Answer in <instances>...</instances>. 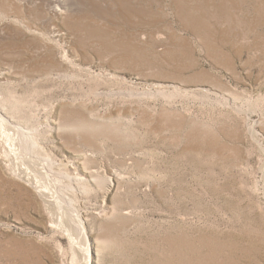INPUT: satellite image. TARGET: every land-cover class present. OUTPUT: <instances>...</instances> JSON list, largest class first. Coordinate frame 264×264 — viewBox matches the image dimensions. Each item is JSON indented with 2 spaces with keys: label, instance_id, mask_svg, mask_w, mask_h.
<instances>
[{
  "label": "rangeland",
  "instance_id": "obj_1",
  "mask_svg": "<svg viewBox=\"0 0 264 264\" xmlns=\"http://www.w3.org/2000/svg\"><path fill=\"white\" fill-rule=\"evenodd\" d=\"M0 108V264H264V0H0Z\"/></svg>",
  "mask_w": 264,
  "mask_h": 264
},
{
  "label": "bare ground",
  "instance_id": "obj_2",
  "mask_svg": "<svg viewBox=\"0 0 264 264\" xmlns=\"http://www.w3.org/2000/svg\"><path fill=\"white\" fill-rule=\"evenodd\" d=\"M59 10V9H58ZM54 17V16H53ZM22 128V127H21ZM0 129H1V131L4 133H7V129H14V131H16V132H18L19 133V131H20V128L19 127H17V125H14V124H12V118L10 119L9 118V116H7V114H6V112H5V110H2L1 108H0ZM9 132H10V130H9ZM4 133V134H5ZM9 135H10V133H8ZM24 134V133H23ZM22 134V135H23ZM7 135V134H6ZM8 135V136H9ZM5 136V135H4ZM9 139L11 138V137H8ZM14 141V140H13ZM21 141V140H20ZM23 143H25L24 141H22ZM21 142V143H22ZM13 143H10V145H12ZM30 143L28 142V144H26V148H28V146L27 145H29ZM22 145V144H21ZM30 146V145H29ZM24 148V147H23ZM30 148V147H29ZM19 149V148H18ZM13 151V150H12ZM19 151V150H18ZM24 153H26V155H30V153L28 152V151H26V149H24ZM33 156V155H32ZM39 156V155H38ZM41 157V156H40ZM40 157H37V155L35 156V157H33L34 158V161L35 162H37V163H40V160H41V158ZM45 160V159H44ZM43 161V160H42ZM34 162V163H35ZM32 164H33V162H32ZM46 164V163H45ZM44 164V165H45ZM39 165V164H38ZM47 165V164H46ZM17 166V165H16ZM35 167L37 168V166L35 165ZM34 167V168H35ZM29 168V167H28ZM28 168H24L23 170H19L18 172L16 171V173H17V175L19 176V178L21 179V181H24V182H26L28 185H30L32 188H33V190H36L42 197H43V199H46V201H49L50 203H52L53 204V206L55 205L56 207H57V211H58V209L61 211L60 213H62V211L64 212V214H62V215H65V219H66V216L68 217H70L71 216V213H69V212H71V209H72V207L70 206V204L68 205V204H66L65 202L67 201H65L64 200V198L60 195V192L62 191H58V190H56L55 188H57L56 187V185L55 184H53V179L51 178V175L49 174V173H47V172H43L44 170V167H43V169H42V165H41V170H43V171H41V170H38L39 172H40V174H38V172L36 173V171H34V173L32 172V171H30V170H28ZM35 168V169H36ZM46 168V167H45ZM30 169V168H29ZM34 169V170H35ZM14 171V172H15ZM42 173V174H41ZM40 175H43V177H42V179H44V180H42V179H40ZM81 175V174H80ZM83 175V177H84V175H85V173H83L82 174ZM81 175V176H82ZM13 176H15V175H13ZM45 176V177H44ZM18 178V179H19ZM55 180V179H54ZM58 181V180H57ZM55 185V186H54ZM62 186V185H61ZM59 188H61V187H59ZM59 188H57V189H59ZM59 192V194H58V192ZM36 193V192H35ZM38 194V195H39ZM61 194H62V192H61ZM65 196V195H64ZM63 200H64V202H63ZM51 205V204H50ZM54 210V209H53ZM56 210V209H55ZM74 210V209H73ZM56 212V211H55ZM79 214V213H78ZM53 215V214H52ZM57 215H60V214H57ZM62 215H61V219H62ZM73 215V214H72ZM74 217H75V214H74ZM74 217H72V219H75V220H77L78 221V223L80 224V227L78 228V232H80L79 234H81L82 235V238H84L83 239V243L85 244L84 246H83V248H82V253H83V255H84V257H85V260H86V264H94V261H93V258H94V245H93V241L91 240V238H90V235L87 233V230L85 231V229H84V227H83V225H81L82 223H81V221H79L77 218H74ZM69 219V218H68ZM67 219V220H68ZM60 220V219H59ZM63 221V220H62ZM61 221V222H62ZM69 221V220H68ZM73 221V220H72ZM83 221V220H82ZM60 222V223H61ZM71 222V221H70ZM63 224V223H62ZM69 224V223H68ZM75 224V223H74ZM70 225V224H69ZM72 225V224H71ZM62 226V225H61ZM73 226V225H72ZM72 226H71V229H72ZM74 226H76V225H74ZM78 226V225H77ZM68 227V226H67ZM73 229H75L74 227H73ZM68 230H70V229H68ZM73 240V239H72Z\"/></svg>",
  "mask_w": 264,
  "mask_h": 264
}]
</instances>
